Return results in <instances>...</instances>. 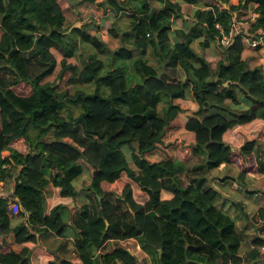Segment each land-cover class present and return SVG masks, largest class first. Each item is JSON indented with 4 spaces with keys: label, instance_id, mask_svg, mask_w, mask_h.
I'll return each instance as SVG.
<instances>
[{
    "label": "trees",
    "instance_id": "16d2710c",
    "mask_svg": "<svg viewBox=\"0 0 264 264\" xmlns=\"http://www.w3.org/2000/svg\"><path fill=\"white\" fill-rule=\"evenodd\" d=\"M61 1L0 0V180L14 178L13 198H0V236L14 233L23 245L0 264H30L31 254L39 264H137L121 245L130 239L154 264H237L241 233L218 203L212 171L235 168L237 175L223 178L246 187V177L261 171L264 68L251 67L243 51L249 38L257 50L264 46V0H80L105 12L83 26L69 22ZM244 12L255 20L237 32ZM128 13L127 26L109 30L120 40L116 49L87 32ZM213 43L221 54L216 64L205 54ZM87 45L102 47L107 58L94 53L80 68L67 63L80 60ZM53 49L63 56L62 71L49 82ZM67 71L74 94L59 85ZM188 99L199 106L180 126L179 101ZM257 119L263 125L256 137L237 147L226 140ZM16 138L28 153L11 147ZM182 148L191 157L183 159ZM118 180L125 181L121 194L104 189ZM50 184L53 194L46 193ZM82 186L88 197L80 212L65 214ZM163 190L174 196L162 199ZM15 202L25 220L13 227ZM245 215L264 228V208ZM253 244L249 264L264 259V238Z\"/></svg>",
    "mask_w": 264,
    "mask_h": 264
},
{
    "label": "crops",
    "instance_id": "0c3cea01",
    "mask_svg": "<svg viewBox=\"0 0 264 264\" xmlns=\"http://www.w3.org/2000/svg\"><path fill=\"white\" fill-rule=\"evenodd\" d=\"M61 1V5H62ZM65 2H67V0H65ZM240 2V0H231V3L233 4H238ZM93 4V3H91ZM63 8H65L66 6L63 4L62 5ZM245 14H243L242 16L239 17V21L237 22L236 28H237V32L239 31H245L247 32L250 28V21H254L256 15H250L247 14L246 12H244ZM99 19H102V17H100ZM78 23V22H77ZM75 24L76 26H79V24ZM178 26H182V23H178L176 22ZM103 24V23H102ZM3 32L2 30H0V38L2 36ZM215 43H213V45L211 46L210 49H207L205 51V54L207 56V58L213 63L216 64V62L218 61V58L220 57V53H218L215 50ZM256 45L257 42L255 40H251L246 39V43H245V49L243 51V58L246 59L249 63V65L251 67H256V66H263L264 68V46L260 49L257 50L256 49ZM212 53L216 56H214V59H210L209 57V53ZM215 60V63H214ZM184 102H189L190 103V111H187V109L183 106ZM179 103L181 104L182 108H183V112L179 113L178 116L175 118V123L180 125V126H186L187 122H188V117L189 115H191L194 111H196L198 109V103H196L194 100L192 99H188V100H180ZM192 112V113H191ZM263 125V121L260 119H257L251 123L245 124L243 126H241L242 130L248 131V133H245L242 138V141H239L238 143H233L234 140L237 138H233V137H228L227 135L225 136L226 140L231 143L234 147L237 146H241L244 142V140L246 138H254L256 137L258 131L261 129ZM252 130H255L254 133H251ZM11 147H13L14 149H16L17 151H19L20 153H28V146L24 140V138H16L11 142ZM6 167L8 168H15V166H13L12 164H8L6 165ZM223 166H227V165H221L219 168H216L212 171V184L215 188H219V185H222V182L227 181L226 183L230 184V189L232 191H236L240 196H234V194L232 192L229 191L228 187H222L221 190H219L221 192V197L219 200V205H222L223 208L228 209L233 217H235L238 222L237 223H241L243 225L247 226H251L252 230L246 229V232L243 234L241 233V230H238L241 233V237H242V248H241V257L238 260V263L240 264H249L247 263V253L255 247V245L253 244V239H255L256 237H263L264 238V228H260L258 230H256L254 228V225L251 222H248L246 215L249 216H254L259 209L264 208V197L261 193H253V194H248L247 190L248 188H244L243 184L239 183L238 180H232V179H228L225 180V178H223L226 175L229 176H235L236 174H238L237 169L232 168L227 166V172H225L226 174H222L223 176H217L215 170H219L220 168H222ZM215 172V173H214ZM249 175H255V174H249ZM249 175L246 177V183H248V177ZM256 178V177H255ZM3 182V188L0 191V198H13V187H14V178L12 180H1ZM110 184V183H108ZM107 184H105L103 187L104 189L105 186ZM84 190V187L82 186L79 191H80V195L76 201V203L72 204L70 209H65L64 213L65 214H69L71 213V215H74L78 212L79 208L81 207V200L84 199L85 197L87 198V194L82 192ZM111 190V189H110ZM55 191L54 187L52 184H50L47 188H46V193L47 194H53ZM162 199H171L174 195L172 192L168 191V190H163L161 193ZM238 202L241 205V208L239 206H236L235 204H232L234 202ZM18 207L19 204L18 203H13L9 206V209L14 213V217L12 219V226L15 227L18 223L22 222L25 220V218L23 216H21L18 212ZM240 216V217H239ZM70 223V222H69ZM251 224V225H250ZM259 227H262V224L259 225ZM58 243H54V249H58ZM23 248V245L18 244L16 242L15 239V234L11 233L7 236H0V258L2 257V255L4 253H6L8 250L10 249H15V250H21ZM140 248V247H139ZM129 249H132L131 247H129ZM61 253V251H60ZM135 253V252H133ZM30 260L31 263L30 264H39V259L34 255L31 254L30 256ZM233 264V263H232ZM252 264V263H251ZM253 264H264V259H258V261H256Z\"/></svg>",
    "mask_w": 264,
    "mask_h": 264
},
{
    "label": "rangeland",
    "instance_id": "374dc122",
    "mask_svg": "<svg viewBox=\"0 0 264 264\" xmlns=\"http://www.w3.org/2000/svg\"><path fill=\"white\" fill-rule=\"evenodd\" d=\"M63 4L66 6L65 12L69 18V22H71L72 24L75 22H78L77 24H79V26H83L84 24H87L89 22L91 23V20L93 18L99 19L100 17H103L105 15L104 10L97 4H91V3L81 4V1L79 3L74 4V5H70L68 2H62V5ZM185 12L191 13L192 10L185 9ZM129 13L126 14L125 16L119 18V19H117V18L112 19L111 18L108 23H104V24L100 25L99 28L94 26V25L88 26L87 32L92 36L95 35V36H97V38L99 37L98 38L99 41H102L110 49H116L120 46V40L118 37L112 36L109 33V30L111 28H115V25H116V27H118L119 30L121 29V27L123 28V27L127 26L129 23L128 21L131 17L130 16L131 13L130 14ZM175 22L182 23V24L184 23L182 19H176V18H175ZM245 43H246V40H245ZM101 50H102V47H100V49H97L92 45H87L86 48L81 47L80 51L78 52L81 56L80 60H78V57H76V58H68L66 61H67V63H70L71 65H75L78 68H80L83 66V60H88L87 56H89V54L98 53L100 56H103V58L106 59L107 56H105V54L102 53ZM53 53H54L55 58L57 60V66H56L53 74L48 76L44 81L55 82L59 78V75L62 71L61 61L63 59V56L56 49H53ZM208 55H209L210 59H214V56H216V55L212 54L211 52ZM214 63H215V60H214ZM63 76L64 77L59 81V85H60L61 89H66L71 94H74L76 87L73 84H71L70 82H68V79L70 77V72L69 71L65 72V74ZM183 106L187 109V111L191 110L189 102H184ZM74 109H75V114L76 115L79 114L80 111L79 110L77 111V107L74 106ZM208 113H209V111H208ZM254 131L255 130H252L251 133H254ZM245 133H248V131H245L242 129L238 130L236 133L231 131L229 134L227 133L228 134L227 138L228 137H233V138L237 137L234 140V142H232L234 145V143H238L239 141H242L243 137H241V136H243ZM187 145H189V144H187ZM180 155L183 159L191 157V155H192L191 149H190V153L183 148L180 149ZM263 156H264V151L262 149H259L258 163H259V168L261 171L259 173H256L255 175H249L248 181H247L248 187H246L244 183H243L244 184L243 187L251 189V190H257V192L261 193L264 197V164H262ZM226 168H227V166H223L219 170H215L216 175L217 176H223L222 174H226L225 173V172H227ZM226 182L227 181H225V182L223 181L222 185H219L218 189L221 190L222 187H228L229 191L232 192L234 194V196H240L236 191H232L230 189V184H228ZM106 184L107 185L105 186V188H106L105 190L114 191L116 194L119 195V194H121V191L124 187L125 181L124 180H118L114 184H108V183H106ZM248 194H253V192L252 193L248 192ZM232 204H234V203H232ZM79 212H80V210H78L77 213H79ZM237 222H238V220H237ZM237 222H236L237 229L241 230V233L244 234L246 232V229H249V228H250L249 230H252L251 224H250L251 226L248 225L246 228L245 225H243L241 223H237ZM137 244L138 243L134 239L125 240V241H123V243H121V245L123 247H131L132 248V250L135 252V254L137 255V258H138L137 264H154V262H152L150 260L149 256L141 249V247L139 248V246ZM59 247H60V245H58L57 248L59 249ZM72 247H74L73 242H72V240H70L69 245H68L69 252H70V249ZM111 248H114V244H109L107 249H111ZM64 254H66L65 251H64ZM237 264H239V263H237Z\"/></svg>",
    "mask_w": 264,
    "mask_h": 264
},
{
    "label": "built area",
    "instance_id": "2783aa9c",
    "mask_svg": "<svg viewBox=\"0 0 264 264\" xmlns=\"http://www.w3.org/2000/svg\"><path fill=\"white\" fill-rule=\"evenodd\" d=\"M95 19L100 20L98 18H95ZM2 188H3V182L0 180V191L2 190ZM260 251L264 254V245L260 247Z\"/></svg>",
    "mask_w": 264,
    "mask_h": 264
},
{
    "label": "water",
    "instance_id": "95a60500",
    "mask_svg": "<svg viewBox=\"0 0 264 264\" xmlns=\"http://www.w3.org/2000/svg\"><path fill=\"white\" fill-rule=\"evenodd\" d=\"M69 2H70L71 5H74V4H76V3H79L80 0H69ZM224 5H225V7H228L227 4H224Z\"/></svg>",
    "mask_w": 264,
    "mask_h": 264
}]
</instances>
